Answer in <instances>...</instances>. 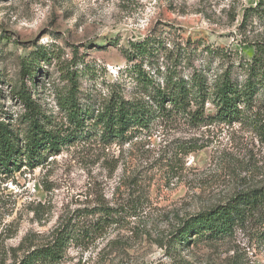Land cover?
I'll list each match as a JSON object with an SVG mask.
<instances>
[{
  "label": "rangeland",
  "instance_id": "1",
  "mask_svg": "<svg viewBox=\"0 0 264 264\" xmlns=\"http://www.w3.org/2000/svg\"><path fill=\"white\" fill-rule=\"evenodd\" d=\"M259 10L264 0H0V121L22 136V87L62 120L67 72L81 102L101 103L113 91L134 98L133 65L157 83L166 71L249 61L264 46ZM38 47L45 58L32 63ZM262 185L264 145L238 124L171 119L128 143L78 142L35 168H0V264H19L62 232L72 238L57 264H264V241L240 231L172 250L190 216Z\"/></svg>",
  "mask_w": 264,
  "mask_h": 264
},
{
  "label": "trees",
  "instance_id": "2",
  "mask_svg": "<svg viewBox=\"0 0 264 264\" xmlns=\"http://www.w3.org/2000/svg\"><path fill=\"white\" fill-rule=\"evenodd\" d=\"M257 15L264 17V12L260 16L259 10ZM136 49L147 51L146 42ZM31 57L32 63L45 58L43 48H36ZM125 58L131 60L126 54ZM22 69L34 77L30 65L22 64ZM131 69V79L137 83L134 98L125 100L113 91L101 103L81 102L77 97V73L67 72L69 89L56 100V107L63 114L60 121L47 116L22 87L18 98L24 109L20 121L24 131L21 136L11 124L0 121V168L17 169L23 160L35 168L63 148L92 139L103 145L128 143L140 131L149 130L155 121L171 119L196 126L208 122L238 124L250 128L264 145L263 45L253 46L249 61L232 62L217 72L206 67L193 68L186 76L166 71L157 83L148 80L136 65ZM235 71L240 75H234ZM207 106L212 107L210 114ZM96 226L98 230L99 223ZM238 231L264 241V185L239 192L223 204L190 216L175 234L172 250H182L191 243H216ZM71 238V233L62 232L51 244L30 251L19 264H57Z\"/></svg>",
  "mask_w": 264,
  "mask_h": 264
}]
</instances>
